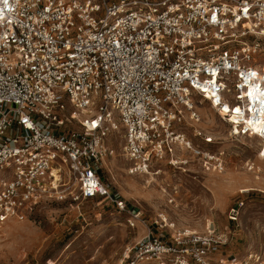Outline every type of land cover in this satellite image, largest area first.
Segmentation results:
<instances>
[{"label":"built area","instance_id":"2783aa9c","mask_svg":"<svg viewBox=\"0 0 264 264\" xmlns=\"http://www.w3.org/2000/svg\"><path fill=\"white\" fill-rule=\"evenodd\" d=\"M195 97L264 158V0H0V231L47 201L102 198L143 222L103 181L112 133L131 174L175 150L223 171L177 128L200 121ZM154 224L117 264H264V246L217 263L223 235Z\"/></svg>","mask_w":264,"mask_h":264},{"label":"rangeland","instance_id":"374dc122","mask_svg":"<svg viewBox=\"0 0 264 264\" xmlns=\"http://www.w3.org/2000/svg\"><path fill=\"white\" fill-rule=\"evenodd\" d=\"M193 102L200 121L177 128L194 145L212 153L222 151L223 171L191 158L185 150H175L173 165L168 155L153 163L149 173L131 174L120 132L112 133L106 143L113 154L102 165L103 181L128 211L140 212L143 222L131 227L129 213L102 198L47 201L28 219L8 223L0 231V264H117L125 248L147 228L157 229L154 221L162 219L174 229L199 233L213 229L223 235L227 243L214 254L217 263L264 246V158L256 154L258 141L230 136V126L206 101L195 97ZM196 130L214 142L203 143L201 136L194 135ZM239 202H243L239 217L231 221L228 211Z\"/></svg>","mask_w":264,"mask_h":264}]
</instances>
